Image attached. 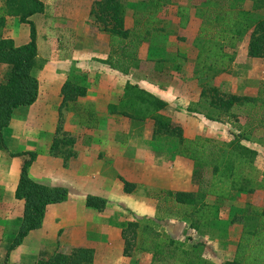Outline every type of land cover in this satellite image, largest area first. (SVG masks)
Returning a JSON list of instances; mask_svg holds the SVG:
<instances>
[{"label": "rangeland", "instance_id": "obj_1", "mask_svg": "<svg viewBox=\"0 0 264 264\" xmlns=\"http://www.w3.org/2000/svg\"><path fill=\"white\" fill-rule=\"evenodd\" d=\"M137 1L136 7L139 11L148 7L145 4V8H142L140 0ZM172 1L175 2V7L178 4L188 6L190 9L187 12L195 13L197 16L202 9L205 10L212 5L217 6L218 3L217 0ZM6 3L7 0H0V15L4 14L2 8ZM175 7L171 8L170 16L176 19ZM252 7L251 0L245 2V9H252ZM54 13L57 12L54 10ZM180 14L179 12L177 16H181ZM49 15L53 20L44 14L35 18L37 28L40 30L39 53L41 55L34 69L36 75L44 72L46 63L44 56L50 50L49 38L52 37L49 33L50 29L55 30L56 38H58L56 44L58 52L61 48L60 38L62 35L66 36L62 33L61 20L57 21L53 15ZM5 17L3 24H0V38H13L22 32V26L27 29V33L30 32L29 25L23 24L19 15L5 13ZM135 18L134 15V20ZM96 23L99 29H103V25L98 20ZM181 28L180 26L178 35L183 34ZM171 34L167 41L165 37L164 41H160V45L164 44L166 49L168 48L164 57H167V61L170 60L169 67L175 69L179 63H185L187 69L191 70L193 60L182 56L180 52L183 51L178 49L180 39L175 36L174 30ZM250 34L251 30L237 45L226 47L225 50L234 56L227 71L209 70L204 77H200L198 87L195 84L194 88L188 90L187 96H182L184 100L193 102L188 108L190 116H179L176 113L177 106L168 110L172 116L178 117L173 122L183 128L182 138L203 137L229 141L234 133L239 132L238 125L245 126V117L240 116L238 121L228 122L225 116H219L221 110L200 101V91L204 87H216L220 93L227 95L264 97V57H251L247 54ZM199 39L197 36L196 41ZM187 45L185 50L189 52V45ZM142 65L148 67V71L155 67L151 66L153 63L150 62L142 63ZM0 72H5L0 75L1 84L6 82L10 75L8 76V71ZM65 75L66 81L84 85L86 82H92L96 88L95 91L103 95L100 109H104L105 112H108V102L119 101L127 83L125 78L113 77L107 72L90 76L72 70V73ZM144 76L150 78L149 73ZM41 83L43 89L41 93L44 96L45 78ZM65 104L70 105L67 101L62 105L65 106ZM82 108L79 121L71 117L67 120L62 111L55 123H51L50 117H47L46 121L37 120L28 123L24 119L26 115L17 112L13 124H10L0 135V264L5 263L7 250L23 219L24 200L15 196V185L20 178L23 162L30 156L14 154L24 151L36 152V158L29 168L31 177L50 186L68 184V198L61 203L58 202L59 204L53 203L47 206L42 226L11 252L12 263L38 264L40 260H46L57 252L71 254L79 248H84L94 251L92 259L86 264H151L153 253L141 250L138 246L140 240L138 238L136 240L130 236L134 242L131 251L125 252L126 242L122 230L123 226L130 221L149 223L163 235H169L172 238L174 236L168 229L172 225L173 227L182 225L187 231L185 237L181 240L174 239L176 244L181 243L185 247L197 241L196 232L188 229L191 222L194 225L199 222L198 224L213 228L221 225L223 221L222 225L229 222L227 219L221 222L217 219L219 223L210 222L211 216L215 217L218 212V206L215 204L209 208L208 205L202 206L203 209L200 211L202 219L184 214V210H196L197 206L178 204L173 198L164 200L162 190H176L170 188L169 183L155 185L152 182L154 179L151 180V178L156 171H158V177L162 178H172V173L176 170H181L177 175L181 174L189 178L190 172L195 171L197 167L195 161L181 153V138L168 135L151 137L154 129L153 121H139L119 114L114 120L108 113L102 114L100 121H94L87 115L91 106L83 103ZM62 109H64L63 106ZM40 110L41 108L32 112L35 115L34 120L39 119ZM55 125L56 132L51 137L50 134ZM30 128L37 129L38 135L33 136L29 132ZM140 132L143 133L142 138L136 137L140 135ZM247 134L249 138L243 139L242 142L259 150L254 157V164L258 167L264 166V126L249 127ZM132 157L136 160L131 165ZM140 161L144 163L143 169L140 167ZM131 173L138 174L144 183L131 180ZM126 181L129 182L128 186ZM88 195L102 196L107 199V202L102 208L88 206L86 203ZM252 199L249 195V197L241 198V201L245 200L247 207ZM236 211L240 213L241 208ZM240 218L241 223H244L243 216ZM202 232L205 231L202 230ZM198 251L203 257L193 260L192 264H222L221 258L228 253L230 255L232 249L223 252L222 256L216 248L208 251L203 247ZM260 252L261 258L254 260L256 251H252L251 264H264L263 247Z\"/></svg>", "mask_w": 264, "mask_h": 264}, {"label": "trees", "instance_id": "obj_2", "mask_svg": "<svg viewBox=\"0 0 264 264\" xmlns=\"http://www.w3.org/2000/svg\"><path fill=\"white\" fill-rule=\"evenodd\" d=\"M248 0H217V6L212 5L204 11L208 23L201 32L204 38L198 57L197 76L203 77L209 70L227 71L234 56L226 51L227 46L234 47L251 30L247 54L251 57H264V0H251L252 9H245ZM94 12L102 22L103 28L111 34L112 51L126 59L136 60V54L141 43L139 28L126 29L125 6L121 0H97ZM0 24L5 21V13L19 15L20 20L30 24V40L17 45L11 37L0 38V62L12 65V71L6 82L0 84V135L10 125L13 112L22 105L33 104L39 94V80L34 74L36 56L38 54L37 28L30 17L45 10L42 0H7L2 8ZM153 40H159L160 29L148 28ZM131 41L124 44L125 38ZM207 35V38L204 37ZM158 43L159 41H153ZM131 46V52H129ZM153 46V45H152ZM158 48L150 46L149 59L165 61L167 57L159 56ZM119 58L124 61V57ZM113 67H119L118 60L108 59ZM124 70V69H123ZM65 100L75 99L86 94V87L72 81H66L62 88ZM201 101L217 108L219 116H225L228 122L238 121L240 116L246 118V123L239 126V132L234 133L231 140L197 137L182 138L183 128L175 124L160 111L168 102L136 83L127 82L123 94L117 104H111V112L144 120L151 117L155 120V135H168L181 138V153L195 161L197 167L193 180L198 185V193L184 191L162 190L164 200L173 198L179 204L206 207V195L227 198L232 191L243 190L254 192L258 187L264 188L258 182V168L254 164L257 151L242 142L248 139L249 127L264 126V97L237 94H222L216 87H204ZM14 155H29L21 168L19 183L15 196L24 200V213L18 232L10 244L4 264H15L10 261L11 252L21 245L25 237L34 229L40 228L49 204L63 202L68 198L65 186H50L36 181L29 174V168L36 158L35 151H24ZM129 182L126 181V186ZM127 188V187H126ZM160 197V195H159ZM107 199L99 195H88L87 205L102 208ZM183 213L188 214V210ZM243 226L233 259L225 260L223 264H251L252 251H256L254 260L260 259V250L264 248V205L253 209L248 205L243 211ZM194 224V223H192ZM140 229V231H139ZM125 238V252L131 251L132 238L139 240L141 250L151 251V264H189V251L175 243L171 236L163 235L149 223L130 221L122 230ZM132 236V238L130 237ZM93 249L79 248L71 254L57 252L38 264H86L93 257ZM180 254V255H179ZM253 264V263H252Z\"/></svg>", "mask_w": 264, "mask_h": 264}, {"label": "crops", "instance_id": "obj_3", "mask_svg": "<svg viewBox=\"0 0 264 264\" xmlns=\"http://www.w3.org/2000/svg\"><path fill=\"white\" fill-rule=\"evenodd\" d=\"M42 1L44 2L45 10L43 12L33 14L30 19L33 20L36 24V16H39L41 14L50 16L49 14H51L56 18L57 21L58 19L61 20L60 25H62V33L66 36L62 35V37L60 38L61 48L60 52H58L56 46L58 38H56L55 30H53V28L50 29L49 33L52 35V37L49 38L50 50L44 56L46 60L44 72L40 73V75H36L35 70H33L34 74L39 80L38 98L31 105H22L16 108L13 112L10 124H13L15 120V114L17 112H22L23 114H25L26 116L24 117V119L25 121L27 120L28 123H32L37 120L46 121L47 117H50L49 120L51 121V123H55L58 120L59 113L62 111H64L67 120H69V118L71 117L76 121H79V115L81 111H83V103H85L87 106H91V110L87 112V115L89 118L92 117L94 121H100L102 118V114L105 115L106 113L112 116L113 120L118 114L123 115L117 112H111L110 108H108V112H105L104 109H100L101 99L103 95L101 93L98 94V92L95 91L96 88L94 87L92 82H86V85L78 82L77 84L86 87V94L79 95L75 99L65 100L64 94L61 93L62 88L67 80V76L65 74L72 73V70H77V73L79 74H89L90 76H93L97 73L103 74L104 72H107L110 73L113 77H123L127 82L129 81L132 83H136L140 87L166 100L168 102V105L164 107L160 112L168 116L172 121L178 118L176 116H172V114L168 111L173 106H177L178 111L176 113H178L179 116H190V114L188 113V108L193 102L184 100L182 96H187L189 93L188 90L194 88L195 84H197L198 87V82L201 79L196 75V71L199 65L198 57L201 52L202 43L204 42V38H202L200 34L204 26H206L208 23V20L204 17V11L208 7L205 8V10L202 9V11L199 12V16H197L195 13L190 14V12H187L190 8L186 5L178 4L177 7H175V2H173L172 0H140L139 3L142 4V8L145 6V4H147L148 6L147 8L144 7L145 9L141 11H139L136 7L138 6L137 0H121L125 6L124 16L126 29L133 30L139 28L141 35V43L136 54V60L126 59L127 56L125 55L122 56L124 57V61L122 62V59L119 60L121 56H119L118 52L116 53V51H112L110 32L104 30L103 26V29H99L97 27L96 21L98 19L96 14L92 12L94 8H96V0ZM173 6L176 8L175 17H177L178 20L177 18L175 19L170 16V11ZM54 10L57 13H54ZM179 12L181 13V16L178 17L177 14H179ZM134 15L136 17L135 20ZM51 18L52 17L50 16V19ZM99 22L102 24L101 21ZM23 24L29 25L30 27V24L28 23L23 22ZM55 25H57L56 22ZM180 26L182 27V35H178ZM153 27L160 29L158 35L160 39L157 37L159 40H153L152 34L149 33L150 31L148 30V28L152 29ZM173 30L175 36L180 39V46L178 47V49L183 51L180 53H182V56H184V58H191L193 60V68L191 70L187 69V66L184 65L185 63H176L178 64V67H174L175 69H173V67L170 68V65H168V63H170V60L167 61L166 59L165 61H159L156 59H149L150 46L151 49H154L156 47L158 48V52L160 53L159 56L163 57L164 54H166L168 48L166 49L164 44L160 45V41H164L165 38V40L167 41L168 36L172 33ZM30 33L31 31L27 33V29L22 26V32L18 35L13 36V39L17 45L26 43L30 40ZM197 36L198 38H200L198 41H196ZM131 37L132 33L130 35V38H125V45L127 44V42L131 41ZM204 37L207 38V35H204ZM39 40L40 30L39 28H37L38 54L36 56L34 69L35 67H37L39 57L41 56L39 53ZM153 41L159 42L154 43ZM186 44L189 45V52H186L185 50ZM128 49L129 52H131V46H129ZM110 58H112V61L114 62L118 60L119 67H113L112 64L108 61V59ZM149 62L153 63V65L151 66H155L154 68H151L150 71H148V67L142 65V63L148 64ZM1 70L8 71L9 76L11 74L10 70L12 71V65L9 63L0 62V71ZM148 73L150 75V78H145L144 74ZM2 74H5V72H0V75ZM43 78H45L46 83L44 89L46 91L44 96L41 93V90H43L41 83ZM201 92L202 90L200 91V95ZM65 101H67L70 105H62ZM118 102L119 101H112V103L108 102L107 106L110 107L111 104H117ZM62 106L64 109H62ZM40 108V114L38 115L39 119L34 120L33 117L35 115H33L32 112ZM139 121H153L154 129L152 130L151 137L153 135L156 136L154 132L155 120L153 118L148 117L144 120ZM37 131V129H29V132H31L33 136L38 135ZM55 132L56 125L54 126L53 132L50 134V136L53 137ZM142 134L143 133L140 132V135L136 137H141ZM252 148H254L257 152L259 151L255 147ZM135 160L136 158L134 157L130 158L131 165L135 162ZM143 164V161H140L141 169L144 168ZM256 167L258 168V173L260 172L258 174V182L264 184V166ZM179 171L181 170L174 171L172 173V178L158 177V171H156L154 172L153 178H151V180L154 179L152 182L155 185H163L165 182L169 183L170 188H173L176 191H184L197 194L198 185L193 180L194 171L190 172L189 178H185L181 174L177 175ZM130 178L134 182L144 183L143 180L139 178L138 174L131 173ZM18 183L19 180L15 185V191ZM55 186H65L67 189L69 188L68 184H60ZM261 189L262 188L258 187L254 192L250 193L243 190H235L232 191L227 198L209 194L205 196L204 200L206 203H208V208L212 204L218 206V212L215 216L217 218L211 216L210 222L219 223L218 220H220L221 222L226 219L229 222L226 225H222L224 224L223 221L222 223H220L221 225L214 228L210 226L206 227L203 224H198L199 222L195 225L192 224V222L189 224L188 229L194 230L196 232L197 241H195V243L192 245L189 244L188 247L183 246V244L181 243L178 244V246L183 247L189 251V264H192L193 260H199L201 259V257H203L202 254L198 251L203 247L208 251L216 248L217 251L220 252L221 256L223 252L232 249L230 255L228 253V255H225L221 258L222 264L225 260L233 259L235 257V251L239 242L243 225V223H241L242 219L240 217L242 216L243 211L247 205V202L245 200L241 201V198L249 197L250 195L253 199L252 202L249 203V205H251L253 209H259L264 205V189L263 191ZM69 194H71V192ZM196 206V210H188V215L196 216L198 219H202V217H200V211L201 209H203L202 205L197 204ZM238 208H241L240 213L236 211L238 210ZM230 220H232V222H230ZM184 228L185 227H182V225L178 227H173L172 225V227H170L168 231L170 230L169 232L173 234L174 238H179L181 240L185 237V233L187 232ZM37 229L32 230L25 238H29L31 234ZM202 230H204L205 232H202Z\"/></svg>", "mask_w": 264, "mask_h": 264}]
</instances>
